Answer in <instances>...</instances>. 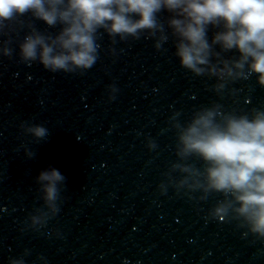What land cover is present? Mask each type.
Returning a JSON list of instances; mask_svg holds the SVG:
<instances>
[{
  "label": "clouds",
  "instance_id": "9594fccd",
  "mask_svg": "<svg viewBox=\"0 0 264 264\" xmlns=\"http://www.w3.org/2000/svg\"><path fill=\"white\" fill-rule=\"evenodd\" d=\"M174 38V55L182 68L196 77L215 78L211 90L217 96L233 95L231 84L253 75L264 88V0H0V37L8 36L12 25L22 24L29 15L42 21L56 34L42 32L33 24L18 43L21 62H38L52 73H75L90 69L98 58L101 32L115 40L154 39L157 50ZM214 29L211 41L209 30ZM12 39H0V56L12 57ZM218 49V50H217ZM237 55L225 57V53ZM112 92L116 89L112 88ZM111 98V97H110ZM176 130L175 154L165 181L168 186L188 192L199 191L205 200L218 193L222 199L209 210L211 218L236 221L239 227L264 239V108L244 112L225 110L212 103L196 110L189 121L173 117ZM25 134L37 140L48 135L42 125L21 124ZM147 147L156 148L149 140ZM31 158L34 153L25 150ZM203 162L202 168L187 163L190 158ZM179 173V178L173 175ZM42 206L34 209L26 228L39 230L60 211L61 185L65 177L55 168L42 170L35 178ZM25 249L8 264H26ZM47 264L46 257H37Z\"/></svg>",
  "mask_w": 264,
  "mask_h": 264
}]
</instances>
